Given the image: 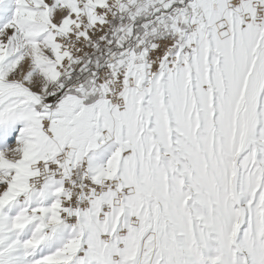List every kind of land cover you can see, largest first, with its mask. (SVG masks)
I'll return each instance as SVG.
<instances>
[{"label": "snow or ice", "instance_id": "6c2138e0", "mask_svg": "<svg viewBox=\"0 0 264 264\" xmlns=\"http://www.w3.org/2000/svg\"><path fill=\"white\" fill-rule=\"evenodd\" d=\"M0 264H264V0H0Z\"/></svg>", "mask_w": 264, "mask_h": 264}]
</instances>
